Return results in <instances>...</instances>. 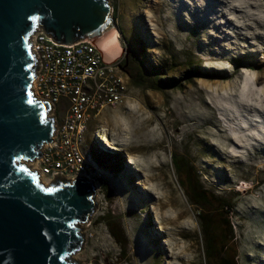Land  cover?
<instances>
[{
  "label": "rangeland",
  "instance_id": "374dc122",
  "mask_svg": "<svg viewBox=\"0 0 264 264\" xmlns=\"http://www.w3.org/2000/svg\"><path fill=\"white\" fill-rule=\"evenodd\" d=\"M107 2L119 34L117 61L123 64L122 49L133 51L146 67L157 69L150 80L164 83L154 90L129 82L133 108H108L89 122V152L98 172L96 208L77 224L82 242L70 259L76 264H206L197 209L170 158L179 153L204 188L233 199L229 219L236 264H264V0ZM195 68L227 78L165 83ZM99 135L110 137L114 149L103 146ZM144 176L155 180L144 186ZM245 187L250 189L242 192ZM171 191L187 213L178 221L184 229L180 240L168 220L178 210L160 211L157 201L171 198ZM254 200L257 207L248 209Z\"/></svg>",
  "mask_w": 264,
  "mask_h": 264
},
{
  "label": "water",
  "instance_id": "95a60500",
  "mask_svg": "<svg viewBox=\"0 0 264 264\" xmlns=\"http://www.w3.org/2000/svg\"><path fill=\"white\" fill-rule=\"evenodd\" d=\"M114 24L107 0H0V264H76L77 224L96 208L95 169L45 185L25 163L42 156L56 129L51 105L32 93L29 38L43 31L67 46L93 43Z\"/></svg>",
  "mask_w": 264,
  "mask_h": 264
},
{
  "label": "built area",
  "instance_id": "2783aa9c",
  "mask_svg": "<svg viewBox=\"0 0 264 264\" xmlns=\"http://www.w3.org/2000/svg\"><path fill=\"white\" fill-rule=\"evenodd\" d=\"M29 42L36 61L32 93L51 105L48 116H54L56 128L53 142L40 149L35 171L50 183L54 174L73 179L88 168L96 170L89 152V122L108 108H133L128 75L117 58L107 60L89 40L67 46L36 31Z\"/></svg>",
  "mask_w": 264,
  "mask_h": 264
},
{
  "label": "trees",
  "instance_id": "16d2710c",
  "mask_svg": "<svg viewBox=\"0 0 264 264\" xmlns=\"http://www.w3.org/2000/svg\"><path fill=\"white\" fill-rule=\"evenodd\" d=\"M124 72L128 75L130 82L135 87L148 86L151 89L159 90L162 88V80L154 81L152 78L158 75L157 69H149L139 59V56L129 51V62L123 61L121 65ZM154 76V77H153ZM220 77L217 74L208 75L205 72H199L198 69H188L180 79L170 78L165 83L177 86L181 80H191L194 77ZM159 83V84H157ZM111 141V138L108 137ZM171 162L176 172L179 185L191 205L197 210L203 235V254L206 264H236V249L234 237L232 234V225L229 219V212L233 209L232 198H223L215 196L212 192L204 188L200 182L191 162L182 154L171 153ZM262 164V162L258 163Z\"/></svg>",
  "mask_w": 264,
  "mask_h": 264
},
{
  "label": "bare ground",
  "instance_id": "6f19581e",
  "mask_svg": "<svg viewBox=\"0 0 264 264\" xmlns=\"http://www.w3.org/2000/svg\"><path fill=\"white\" fill-rule=\"evenodd\" d=\"M118 37H119V34L117 32L116 29L112 28L109 32H107L105 35L101 36L100 38H98L96 41L97 45L100 47V49L103 50L104 52V55L106 57V59H115L116 57L119 56V53H120V45H119V42H118ZM94 41V42H95ZM101 138V143H103V146L107 147V148H113L114 149V146L113 144L110 142V140H107L106 138H103V137H100ZM229 144V140H228V143L227 145ZM231 158V157H229ZM129 161L133 164H135L133 158H129ZM29 168H31L32 170L35 171L36 169V160L35 162L33 163H29V164H26ZM130 167V166H129ZM132 169V168H131ZM138 170V169H136ZM248 171V170H247ZM135 172V171H134ZM38 174V173H37ZM40 176V175H39ZM205 178V177H204ZM40 180L45 184V185H48L49 182L47 180H45L42 176H40ZM155 180L154 177H150V176H144L143 177V185L145 186L146 184H148L149 182ZM138 184H140L138 182ZM170 187V186H169ZM254 188V187H253ZM145 189V188H144ZM248 189H250V187H245L244 189H241L242 192H246ZM146 190V189H145ZM149 191V190H148ZM146 192L148 193V195H151L150 192ZM167 195V194H166ZM164 197V196H163ZM169 198V200H168ZM166 197L165 199H159L157 200L158 201V206H159V210H163L165 208H173V210H178V214L173 217V218H170L168 219L170 222H172V225L174 227V229L172 230V234L174 235L175 237V240H180L181 238V233L184 232L181 227H179V219L180 218H184L186 217V211L182 209V206H181V203H180V200L177 196H174V193L171 191V198L170 197ZM255 198V197H254ZM171 201H173L175 204L174 206L171 204ZM256 201L254 200L253 203H250L249 206H248V209H251V208H256L257 207V204L255 203ZM246 205V204H245ZM247 206V205H246ZM247 209V208H246ZM244 210V209H243ZM251 211V210H250ZM248 216H252V214L247 211L246 212ZM245 214V213H244ZM167 220V221H168ZM190 221V220H189ZM189 231V230H188ZM189 232L193 233V229H191ZM193 246V245H192ZM196 248V247H195Z\"/></svg>",
  "mask_w": 264,
  "mask_h": 264
},
{
  "label": "flooded vegetation",
  "instance_id": "af4514ba",
  "mask_svg": "<svg viewBox=\"0 0 264 264\" xmlns=\"http://www.w3.org/2000/svg\"><path fill=\"white\" fill-rule=\"evenodd\" d=\"M123 61L128 64L129 62V54H125L124 57H123Z\"/></svg>",
  "mask_w": 264,
  "mask_h": 264
}]
</instances>
